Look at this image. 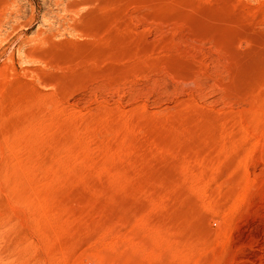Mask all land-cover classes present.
Wrapping results in <instances>:
<instances>
[{"label": "rangeland", "instance_id": "374dc122", "mask_svg": "<svg viewBox=\"0 0 264 264\" xmlns=\"http://www.w3.org/2000/svg\"><path fill=\"white\" fill-rule=\"evenodd\" d=\"M0 264H264V0H0Z\"/></svg>", "mask_w": 264, "mask_h": 264}]
</instances>
